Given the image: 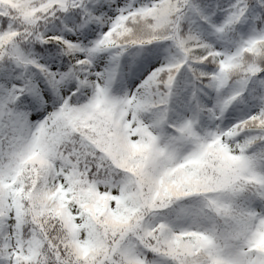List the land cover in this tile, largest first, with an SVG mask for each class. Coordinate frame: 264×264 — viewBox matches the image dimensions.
I'll list each match as a JSON object with an SVG mask.
<instances>
[{
  "label": "snow or ice",
  "instance_id": "1",
  "mask_svg": "<svg viewBox=\"0 0 264 264\" xmlns=\"http://www.w3.org/2000/svg\"><path fill=\"white\" fill-rule=\"evenodd\" d=\"M0 264H264V0H0Z\"/></svg>",
  "mask_w": 264,
  "mask_h": 264
}]
</instances>
